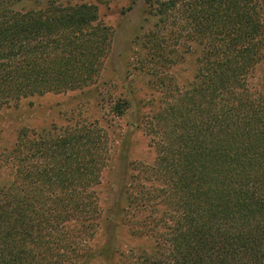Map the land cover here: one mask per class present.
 <instances>
[{
	"label": "trees",
	"instance_id": "16d2710c",
	"mask_svg": "<svg viewBox=\"0 0 264 264\" xmlns=\"http://www.w3.org/2000/svg\"><path fill=\"white\" fill-rule=\"evenodd\" d=\"M143 1L158 18L143 37L155 84L158 64L173 61L177 33L161 26L174 12L200 53L195 81L153 143L151 171L168 188V252L141 264H264V86L252 84L264 64V0ZM112 39L84 0H0V107L95 84ZM104 147L87 127L25 130L0 153V169L11 171L0 184V264H83L79 239L100 212Z\"/></svg>",
	"mask_w": 264,
	"mask_h": 264
},
{
	"label": "rangeland",
	"instance_id": "374dc122",
	"mask_svg": "<svg viewBox=\"0 0 264 264\" xmlns=\"http://www.w3.org/2000/svg\"><path fill=\"white\" fill-rule=\"evenodd\" d=\"M84 2L97 7L99 21L113 33L109 56L96 83L0 107V153L9 150L25 130L30 136H56L81 127L96 131L104 141L108 161L94 189L100 210L94 233L79 239L87 256L83 264H141L148 258L155 262L168 252L164 246L168 188L151 171L157 157L153 143L163 140L166 110L195 81L199 45L186 38L183 15L174 12V24L171 18L168 24H160L164 34L177 33V40L171 48L173 61L157 66L164 79L157 85L143 37L155 31L158 18L148 14L144 1ZM252 84L264 86V64ZM10 175V169L3 166L0 184L8 185Z\"/></svg>",
	"mask_w": 264,
	"mask_h": 264
}]
</instances>
